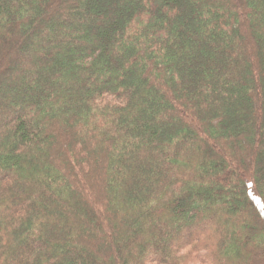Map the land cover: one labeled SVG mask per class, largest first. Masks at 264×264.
<instances>
[{
	"label": "trees",
	"instance_id": "trees-1",
	"mask_svg": "<svg viewBox=\"0 0 264 264\" xmlns=\"http://www.w3.org/2000/svg\"><path fill=\"white\" fill-rule=\"evenodd\" d=\"M0 264H264V0H0Z\"/></svg>",
	"mask_w": 264,
	"mask_h": 264
},
{
	"label": "rangeland",
	"instance_id": "rangeland-1",
	"mask_svg": "<svg viewBox=\"0 0 264 264\" xmlns=\"http://www.w3.org/2000/svg\"><path fill=\"white\" fill-rule=\"evenodd\" d=\"M15 54L18 55L19 58L26 59L27 56L30 55V52L27 51V48L24 49V47H19V48H17V50L15 51Z\"/></svg>",
	"mask_w": 264,
	"mask_h": 264
}]
</instances>
